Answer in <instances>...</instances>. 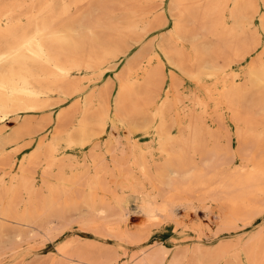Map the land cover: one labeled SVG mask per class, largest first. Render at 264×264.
Returning a JSON list of instances; mask_svg holds the SVG:
<instances>
[{"label":"bare ground","instance_id":"obj_1","mask_svg":"<svg viewBox=\"0 0 264 264\" xmlns=\"http://www.w3.org/2000/svg\"><path fill=\"white\" fill-rule=\"evenodd\" d=\"M261 4L0 0V255L53 240L76 215L98 237L138 247L123 264H264V219L245 238L175 248L152 242L151 227L183 225L180 210L214 213L217 234L264 217ZM186 78L195 88H181ZM145 201L168 211L149 220ZM133 215L144 217L137 228ZM195 221L201 237L208 224ZM58 251L53 264L120 262L95 243Z\"/></svg>","mask_w":264,"mask_h":264},{"label":"rangeland","instance_id":"obj_2","mask_svg":"<svg viewBox=\"0 0 264 264\" xmlns=\"http://www.w3.org/2000/svg\"><path fill=\"white\" fill-rule=\"evenodd\" d=\"M261 9L264 10L263 4H261ZM170 19H172V17H170ZM257 22L259 23L258 20H257ZM170 23H171V21L169 20L167 23V26H169ZM165 29H166V27H165ZM161 30L159 29L157 31L159 32ZM160 34L161 33H158L157 37L151 43L152 45H147L145 47V50H149L152 47H157L156 42H157L158 36ZM151 38L152 37H149L150 41H151ZM138 49H139V46H134L133 50H134V52H136V50H138ZM133 55L136 56V53L135 54L133 53ZM127 56H129V55H127ZM127 56H123L121 58V63L117 67L108 71V73L105 76V80L115 81L117 79L116 78L117 74L120 72L124 63L126 62ZM242 63H245V62H242ZM166 70H167V73H169V75H167L166 81H167V83H170L171 82L170 72L173 70V66L168 63L166 65ZM178 74H180V73L178 72ZM100 83L102 84V81ZM99 87H100V85H99ZM181 88L183 90H189V89L195 88V84L192 81H190L188 78H186V79L182 80ZM66 104H68V102ZM59 108L60 107H57L53 111L54 115L57 114V112H58L57 110H59ZM7 124L9 126L10 130H14L19 126L20 122L14 120L13 116H11L10 118L7 119ZM31 150H32V147L27 149L25 152H29ZM20 156H22V153L18 154V157H20ZM193 217H194V219H192ZM179 218L182 221L186 222V223H183V225L185 224L186 228H188V229H186L183 225H181V226L179 225L176 227L175 224L168 222V221L163 222L160 226L159 225H152L151 227H152V230L154 233V235H153L154 237H153L152 242L160 240V241H163L168 246L173 247V248H175L177 244H179V245L180 244L185 245V244H190V243L194 244L198 241L203 242V243L208 244V245H212V244H215V243L221 241L222 239L230 238L231 235H236V236L232 237V239H237V237L245 238L248 236V234L251 231L255 230L263 222V219H264V217L256 219L253 225L249 226L248 228H241L237 233L217 234V233H215L216 229L218 228L216 223H218L219 219L214 213L211 215L212 220H210L205 215V212H202L201 210L198 212V214L192 213L190 215V218H189V216L187 217L184 210L183 211L180 210ZM205 218H207V219H205ZM201 219H203V220H201ZM194 220H196L195 222H197L198 220H200L202 222L204 221L203 227L205 224H208V227H207V225H205L204 230H203V234L201 235V237H199V235L194 230L189 228L190 225L192 226V224H194ZM209 220L211 221V223ZM143 221H144V217H142L140 215H133L132 220H131V222H132L131 227L137 228ZM76 222H77V216L75 215V216H73V222L66 225L63 228V230L57 235V237L51 241L48 239H43L44 237L42 235H37V236H34V238L30 237L26 240H23L22 242H20L17 245L16 250H14V251L10 250V251H7L6 253H3L2 255H0V264H53V260L55 258L60 257V253L58 251L59 246L71 244V245H78L82 248L87 249V248H90L91 244H93V243L99 244L101 247H103L107 251H114L117 248L118 252L120 254L119 264H123L125 261L128 260V257L134 252V250L136 248H138L137 246H131V245H127V244H125V246H122L118 243L119 241L117 239H114V238L112 239L111 237H105L104 235H99V237H101V238H99L98 235H96L94 232L87 230V229H83ZM60 225L61 224L60 223L58 224L57 222H54V224H53L54 227H59ZM182 227H184V228H182ZM212 231H214V232H212ZM244 233H246V234H244ZM173 238L177 241H174ZM220 238H222V239H220ZM180 240H182V241H180ZM183 240H185V241H183ZM40 241L46 242V243H41ZM34 242H37V243H35L36 245L34 244Z\"/></svg>","mask_w":264,"mask_h":264},{"label":"clouds","instance_id":"obj_3","mask_svg":"<svg viewBox=\"0 0 264 264\" xmlns=\"http://www.w3.org/2000/svg\"><path fill=\"white\" fill-rule=\"evenodd\" d=\"M168 211L166 206L157 205L149 201H145L139 206L138 212L145 215L149 220L156 218L158 214H164Z\"/></svg>","mask_w":264,"mask_h":264}]
</instances>
